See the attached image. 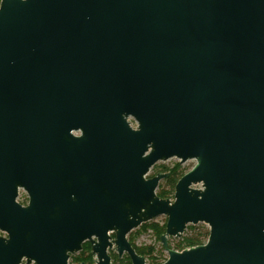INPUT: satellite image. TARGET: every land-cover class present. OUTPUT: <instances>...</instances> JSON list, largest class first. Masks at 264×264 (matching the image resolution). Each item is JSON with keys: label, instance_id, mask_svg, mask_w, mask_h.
Instances as JSON below:
<instances>
[{"label": "water", "instance_id": "water-1", "mask_svg": "<svg viewBox=\"0 0 264 264\" xmlns=\"http://www.w3.org/2000/svg\"><path fill=\"white\" fill-rule=\"evenodd\" d=\"M173 159L196 165L162 199L169 174L147 176ZM160 217L163 264H264V0H1L0 264L85 242L147 264L128 236ZM199 224L204 245L169 249Z\"/></svg>", "mask_w": 264, "mask_h": 264}, {"label": "flooded vegetation", "instance_id": "flooded-vegetation-1", "mask_svg": "<svg viewBox=\"0 0 264 264\" xmlns=\"http://www.w3.org/2000/svg\"><path fill=\"white\" fill-rule=\"evenodd\" d=\"M73 136L80 137V132H73ZM46 139L45 135L40 133L37 136H31L27 139V148L25 153V165L27 173V181L30 184H39L42 180L41 175L44 173L45 161H46ZM19 203L24 208H29L31 203V198L29 192L21 189L19 191V196L17 199ZM90 247V251L87 252V248ZM85 254L86 261H77V258H82L81 256ZM109 256L111 257L112 264H119L128 258L126 255L119 257V255L114 251H109ZM129 259V258H128ZM96 258L92 255V245L90 242H85L82 247V251L77 254L70 255L68 264H96ZM130 261V260H129ZM20 264H36L34 261L28 263V259H23Z\"/></svg>", "mask_w": 264, "mask_h": 264}, {"label": "trees", "instance_id": "trees-1", "mask_svg": "<svg viewBox=\"0 0 264 264\" xmlns=\"http://www.w3.org/2000/svg\"><path fill=\"white\" fill-rule=\"evenodd\" d=\"M158 173H164V174H169V177L166 179V185H168V187H170V190H165V189H161L157 192V195L162 198V199H172L173 195H174V190L175 187L178 183V181L185 175L183 172H181L180 170V165L177 164L174 168L169 169L166 167H160V169H158ZM166 226H167V221L165 222V224L163 226H160L158 224H145L141 227L140 229V233H138L139 235L141 233H145L147 231H152L153 234L156 236L158 242H161V237L163 235H165L166 233ZM209 238V232H201L198 233L192 237L189 238H185L183 239L178 246L176 247V250L178 251H184L187 249H191V248H195L201 245H204L207 241V239ZM135 239H131L130 243L132 244V246L134 247V249L136 250V252L145 258L148 259L149 261H151V263L149 264H160L157 261V258L154 256L155 255V249L151 248V247H137L135 245ZM87 252L90 251V247L87 248L86 250ZM164 251L163 247L161 248V251L159 254H162ZM82 258H77V261H86L85 259V254H83L81 256ZM119 264H131V262L129 261L128 258H126L125 261L120 262Z\"/></svg>", "mask_w": 264, "mask_h": 264}, {"label": "rangeland", "instance_id": "rangeland-1", "mask_svg": "<svg viewBox=\"0 0 264 264\" xmlns=\"http://www.w3.org/2000/svg\"><path fill=\"white\" fill-rule=\"evenodd\" d=\"M0 3H1V0H0ZM177 164L180 165L181 172H183L184 174H187L194 168V165H196V162L195 161H187L186 163L181 164L176 159L170 160V161L165 162V163L160 162L153 167V169L150 171L147 178H149L152 175H154L155 173H157L158 169H160V167H166V168L172 169ZM162 188L165 190H170V187H168V185H166V180H163L160 182V185H159V188L157 189V192L159 190H161ZM197 188H199V187H197ZM173 199H174V195H173V198L171 200H173ZM166 221H167L166 217H160V218H158V219H156V220H154L148 224L154 223V224H158L160 226H163ZM140 229H141V227L139 229L134 230L131 234H129L128 240L131 241V239H135L134 243L137 247H151V248L155 249V255L154 256L157 258L158 263L163 264L168 259V254L164 250L162 254L157 255L160 253L161 248H162L161 242H158L156 236L153 234L152 231H147V232L141 233L139 235L138 233H140ZM207 231L209 232V227L207 225H204V224H199L196 226L189 225L187 227L186 231L184 232L181 239H176V238L169 239V241H168L169 249L174 250V251H178V250H176V247L178 246V244L183 239L189 238V237H192L198 233L207 232ZM113 238H114V236H113ZM178 252H181V251H178ZM146 263L149 264V263H151V261L146 259Z\"/></svg>", "mask_w": 264, "mask_h": 264}]
</instances>
